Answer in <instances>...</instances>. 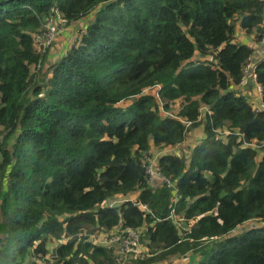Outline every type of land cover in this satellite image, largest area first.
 I'll return each mask as SVG.
<instances>
[{"label": "trees", "instance_id": "16d2710c", "mask_svg": "<svg viewBox=\"0 0 264 264\" xmlns=\"http://www.w3.org/2000/svg\"><path fill=\"white\" fill-rule=\"evenodd\" d=\"M57 15L78 29L50 62L32 36ZM237 26L263 39L264 0H0V264H122L90 239L119 225L146 250L124 264H264V109L242 89L264 103V59L242 84ZM191 136L150 185L144 157Z\"/></svg>", "mask_w": 264, "mask_h": 264}, {"label": "built area", "instance_id": "2783aa9c", "mask_svg": "<svg viewBox=\"0 0 264 264\" xmlns=\"http://www.w3.org/2000/svg\"><path fill=\"white\" fill-rule=\"evenodd\" d=\"M51 23L47 28L45 27L44 30L40 33H35L33 37L34 45L37 49H44L48 48L52 42L56 39V36L58 32L63 28V26L67 23V21L62 17L57 15L56 18L53 20L51 19L48 21ZM261 40H264L261 39ZM245 65L244 67V76L241 80L242 84H245V80L248 78L252 79L254 81L255 74H254V65L250 64ZM264 59V57H263ZM253 66V67H251ZM255 88L257 92L262 95V89L259 85H255ZM153 94L156 95L155 91ZM264 109V103L260 102L259 105H257V110ZM158 157V156H157ZM157 157H155L152 161L150 156H145L143 159V167L145 170L147 182L154 186V180L160 179L159 183H166L168 187L172 186V183L169 181V179L165 176H163L160 172V169L157 165ZM110 204H113L109 202ZM145 209V207H142ZM99 231L105 232L101 238V242L97 243V239L95 241L91 240L95 244L103 245L108 249H113V244L117 245V260L119 262H122L124 259L129 257H142L143 253L146 252L145 248L141 244V232L138 229H132L129 227H122V226H116L112 229H109L107 231H104L103 229H100Z\"/></svg>", "mask_w": 264, "mask_h": 264}, {"label": "rangeland", "instance_id": "374dc122", "mask_svg": "<svg viewBox=\"0 0 264 264\" xmlns=\"http://www.w3.org/2000/svg\"><path fill=\"white\" fill-rule=\"evenodd\" d=\"M86 19L80 20L79 21V25H82V24L84 25ZM50 24L51 23L46 22L45 27L47 28ZM74 24L77 25L76 23H74ZM68 26H67L68 28H65L64 31H62L60 34H58L56 36V39H55L56 42L52 44V46L50 47L49 53L47 54V60L48 61L51 62V61H54L55 59L61 57V54L63 52H65V50L68 47L72 46V43H73L74 38L76 36V32H77L78 26H71V25H68ZM34 34H33V37H34ZM239 37H243V36H239ZM206 58H208V57H206ZM186 68H188V67H186ZM149 91L152 92V94H153L154 89H150ZM128 103H129V101L120 103V105H126ZM173 110L175 111V108ZM193 139H194L193 136H191L190 138L185 139V141L183 143H181L180 145H177L176 147H173L174 149H171L169 147L164 149V150L153 149L151 151V155H149L150 158H151V161L155 157H157L161 152H170L171 151V152L177 153L179 151L180 153H186V155L189 154V149L191 148L190 146L193 145L192 144L193 143ZM132 196H134V194H132ZM110 202L114 203V202H118V200L116 199V200H112ZM182 225L185 226L183 224V222H182ZM257 225H261L260 227L264 226V224L261 223V222L258 223ZM104 233L105 232H103V231H95L94 234L90 236V239L93 240V241H95L97 239V243H100L101 242V238L100 237H102V235ZM85 235L86 234H84V236ZM59 242H60L59 239L53 238V237H50L47 240L48 247H50V248L55 247ZM112 246L114 247L115 254L118 255L117 254V251H118L117 250V245L113 244ZM47 258H45V260ZM126 260H127V258L124 259L121 263L124 264ZM195 261H196V256H194V254H192L191 252H188L187 254H185L183 256L174 257L173 259L166 260V261L162 262L161 264H194Z\"/></svg>", "mask_w": 264, "mask_h": 264}, {"label": "crops", "instance_id": "0c3cea01", "mask_svg": "<svg viewBox=\"0 0 264 264\" xmlns=\"http://www.w3.org/2000/svg\"><path fill=\"white\" fill-rule=\"evenodd\" d=\"M240 34V35H239ZM237 36V37H236ZM243 36V37H239ZM235 37L236 39L246 45H249L252 48V53H251V59H250V64L255 65L259 59L264 57V40L260 41H254V36L253 35H248L246 34L243 30L239 29V27H236L235 31ZM249 87H242V89H245L243 93L249 96V99L253 102L252 104L257 106L261 102V95L259 92H257L256 88L254 85H249ZM154 180V186L159 185L160 183L158 181ZM136 194H134L133 197H135ZM249 227L253 226V223H248Z\"/></svg>", "mask_w": 264, "mask_h": 264}]
</instances>
